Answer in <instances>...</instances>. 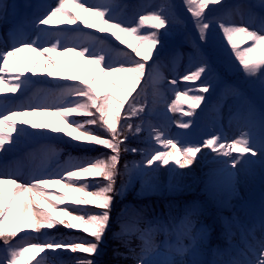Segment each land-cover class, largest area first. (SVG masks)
Returning a JSON list of instances; mask_svg holds the SVG:
<instances>
[{"label": "snow or ice", "instance_id": "snow-or-ice-1", "mask_svg": "<svg viewBox=\"0 0 264 264\" xmlns=\"http://www.w3.org/2000/svg\"><path fill=\"white\" fill-rule=\"evenodd\" d=\"M183 2L198 33L200 43L193 41L198 62L182 76L167 81L176 90L175 103L168 110L174 112L176 104H187L190 110L183 114L191 116L205 101V94L212 90L210 74L213 71L202 47L213 25L209 14L217 10L210 6L218 5L223 10L225 4L223 0ZM169 7L164 5L159 11L140 14L139 27L153 29L144 33L138 26L124 24L116 19L108 5L86 3L85 0H58L56 5L33 22L37 33L35 39L14 38L15 43L10 48L0 51V94H16L33 77H43L38 82L49 85V94L59 90L62 96L70 98L66 103L45 102L0 112V147L15 144L16 139L25 134L44 136L51 133L59 135L62 140L67 138L66 141L75 146L109 150L106 157L97 156L82 163L70 162L55 172L33 175L27 180L0 173V238L3 250L8 253L0 259V264H31L32 260H35V264H42L43 257L49 254L59 256L64 252L85 254L76 257V264H94L93 258L109 230L112 205L118 194L115 181L119 174L121 150L123 148V151L132 153L140 151L128 148L125 132L133 129L136 133L141 132L140 125L134 126L130 121L145 111L144 107H138V86L159 59L157 49L160 47L161 30H167L172 23L170 14H166ZM261 7H264V0H261ZM71 9L84 15L79 16ZM92 17L96 18L94 22H90ZM64 25H75L73 31L77 32L80 31V25L101 34L111 30L110 35L120 44H125L122 36L131 37L135 44H128L127 47L139 59L126 54V62L114 63L103 50L64 44L60 40L50 44L41 41L42 36L49 34L50 28ZM218 27L244 75L257 77L260 88L264 89V25L257 29L246 22L226 24L220 21ZM242 44L247 46L241 47ZM22 53H31L32 56L28 58ZM69 55L77 57L84 65H95L90 79H82L79 74L69 75L62 70L55 57ZM181 81L185 87L177 89ZM74 116L87 119L75 120L71 118ZM40 117H58L59 123L45 122ZM25 125L34 131L26 133ZM86 125L97 127L106 135L101 136ZM190 125L191 121H187L179 122L177 126L189 129ZM249 125L252 126L251 121ZM12 133H16V137ZM154 135L160 147L153 148L141 160L138 172L142 177L151 176L160 167L169 166L170 162L179 169L188 168L203 149H210L218 156L228 158L221 163L227 166L224 172L230 178L234 172L228 171L229 167L237 169L247 157L264 154V118L260 120L259 138H254L251 131H246L230 142L220 135H214L199 144H185L160 131ZM233 153L236 155L233 156ZM90 208L97 211H89ZM58 225L66 230L81 231L91 239L58 240L47 238L42 231L52 230ZM22 232L27 234L20 237L24 243L15 241ZM33 233L36 235H31ZM42 236L45 238L41 239ZM26 253H32L28 260L24 259ZM139 264L173 262L146 260L142 255ZM247 264H264V244Z\"/></svg>", "mask_w": 264, "mask_h": 264}, {"label": "rangeland", "instance_id": "rangeland-1", "mask_svg": "<svg viewBox=\"0 0 264 264\" xmlns=\"http://www.w3.org/2000/svg\"><path fill=\"white\" fill-rule=\"evenodd\" d=\"M135 1L137 2L134 3ZM135 1L131 3L130 0H85L86 3L108 5L111 7L112 15L116 19L124 24L138 27L141 13L159 11L161 6L164 5L170 6L166 14H170L172 23L167 30H161L160 47L157 49L159 59L145 77L147 85L151 84L157 90L154 97L147 96L146 99L153 100L148 102V105L156 113L158 119L156 124L161 127V133L185 144H199L202 143L203 139L214 135H220L230 142L233 138H238L241 132L246 131H251L254 138H259L260 120L264 118V89L260 88L258 78L245 76L240 66L237 70H229L234 73V84L224 76L210 74L212 90L206 96L204 105L202 104V106L195 109L191 116L183 114L190 110L187 104H176V111L174 112L168 110L175 103L176 90L167 81L182 76L189 68L195 67L193 64L195 62L188 55L191 53L196 57L193 41L200 43L198 33L194 28L190 15L186 12V5L183 0ZM57 2L58 0H31L33 13L28 14L25 9L29 7V0H0V51L10 48L15 43V39H26L23 33L20 35L12 34V26L17 23L19 25L25 19L28 22H34ZM223 3L225 4L223 10H220L218 5L210 6L217 10L209 14V19L213 21V25L210 27L206 44L202 46L203 52L205 56L208 53L214 54L215 58H220V61L227 60L224 54L228 53L231 56V62L238 63L235 60L234 53L231 52L230 46H227L226 40L223 39L218 23L220 21L226 24L246 22L259 29L264 25V7H261V0H223ZM68 7L71 8L70 5ZM71 10L79 16L84 15L76 9ZM95 19V17L90 18V22H94ZM75 28V25L50 28L49 34L42 36L41 41L50 44L60 40L64 44L88 46L97 51L103 50L108 54L109 60L114 63L126 62V54H131L132 57L139 59L127 47L128 44H135L131 37L122 36L121 39L125 41V44H120L110 35L111 30L101 34L95 29L83 28L82 25H80V31L78 32L73 31ZM139 30L144 33L153 31L148 27H139ZM166 35L167 38H164ZM36 36L37 33L34 29L27 40L35 39ZM97 37L101 39H97ZM182 41L185 42L184 45L190 53L183 52L181 48ZM214 44L216 46L221 44L222 46L217 47L218 52H223L220 57L213 50ZM246 46L243 44V47ZM21 55L28 58L32 56L31 53H22ZM55 59L60 63L66 74H79L82 79H90L95 70V65H84L77 57L71 55L55 57ZM231 62L227 61V64L230 66ZM69 64H71V67H69ZM149 64H151V61H149ZM13 66L15 67V65ZM43 79V77H33L31 81L25 84L22 91L29 89L36 104L68 102L70 98L62 96L58 90L54 94H49L47 91L49 85L38 82ZM140 86H138V91ZM184 87L185 83L182 81L177 85V89H183ZM22 91L16 94H0V112L10 109L9 107L13 103L12 99H21L25 95ZM250 94L257 100L252 105L251 100L254 97L250 99ZM246 95L249 96L245 97ZM250 106L251 113L249 112ZM39 119L45 122L54 121L59 123L58 117H40ZM187 121H191L189 129H181L177 126L179 122ZM249 121L252 122L251 127ZM23 127L26 129V133L34 131L26 125ZM55 135L57 134L48 133L44 136L25 134L19 136L15 144L9 143L0 147V163L2 154L11 155V148H14L18 143L25 148V151L21 156L14 155L15 160L12 162V166L18 172L16 174L10 172V174L16 175L19 179L25 177L30 179L31 175L55 172L60 169V166L62 168L66 167L70 162L78 163L79 161H74L73 158H69L67 155L60 156L59 163H55V165L48 163L44 172H40L39 169V171L32 173L29 165L39 162L44 153L58 159V154L52 145H62L63 143H59L55 139ZM12 136L16 137V133H12ZM158 147H160L159 144ZM152 150L149 146L133 165L137 169V179L140 183L138 190H135L138 194L145 198L160 197L162 199L167 197L165 201H170V195L165 196L161 192L172 189L176 191L172 194V197H177L174 201L182 203L184 197L195 191V185L200 186L199 188L205 187L208 182L214 180L221 184V186L216 187L217 192L227 191V198L233 197L235 199L230 200L229 203L234 205L232 206L234 208L230 209V214L235 213L236 218L230 220L227 217H218L212 222V212L210 215H203L200 212H188V210V215H186L181 211L180 217H184V226L181 227H185V225L187 227L189 224H199L202 227L201 232H193L195 235L193 238L189 231L184 230L175 240V238L171 239L172 232L168 230L157 232L158 225L151 226L142 233L144 240L135 250L136 264H139V257L142 255L146 260L172 261L173 264H234V262L235 264H247L249 260L254 259L256 251L264 244V184H259V188L257 187L260 182L257 174H260V171L261 175L264 173V154L260 157H247L246 161L242 165H238L237 169L229 167L228 171L234 172L230 178L224 172L227 166L221 163V161L228 158L218 156L210 149H203L198 154V158L188 168L179 169L170 162L169 166L160 167L151 176L142 177L139 175L138 165ZM235 155L233 153V156ZM4 168L5 165L3 164L2 169ZM185 205L186 203L183 202L180 206ZM209 210L217 211L214 207H210ZM127 211L131 215H136L140 210L138 207L131 208L128 205ZM175 213L176 219H178V208ZM205 222L207 226L203 225ZM130 225H132L130 221L125 222V229H128ZM220 225L225 228H220ZM188 238L192 241H187ZM106 240L107 238L104 235L102 243L107 247ZM228 246H233V248H230L233 256L231 254L228 256ZM114 249L116 248L114 247ZM65 253L68 257L59 258L57 264H69L71 258L76 257V254ZM29 254L26 253L25 255L28 256ZM7 255L8 253L3 250V246H0V259ZM98 257H101L100 264H109L107 263L108 260L103 259V256L98 255Z\"/></svg>", "mask_w": 264, "mask_h": 264}, {"label": "trees", "instance_id": "trees-1", "mask_svg": "<svg viewBox=\"0 0 264 264\" xmlns=\"http://www.w3.org/2000/svg\"><path fill=\"white\" fill-rule=\"evenodd\" d=\"M127 158H130V156L124 157L120 160L119 174H118L116 181H115V185H116V189L118 191V194L114 197V201L117 200L116 197L122 198L125 195H129L130 194L129 190L132 188V185L133 184L137 185L136 175L134 173L135 171H134V169H132L128 166L130 161ZM125 164H127V168H125ZM81 233L85 236V234L83 232H81ZM86 238H88V237H86ZM89 239H91V238L89 237ZM80 255H85V254H80ZM127 259L128 258L124 257V256L120 257L119 264H129Z\"/></svg>", "mask_w": 264, "mask_h": 264}]
</instances>
